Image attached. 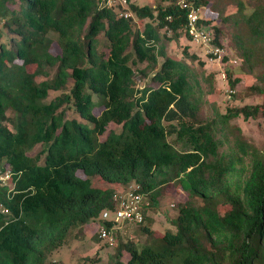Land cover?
<instances>
[{
    "label": "trees",
    "instance_id": "trees-1",
    "mask_svg": "<svg viewBox=\"0 0 264 264\" xmlns=\"http://www.w3.org/2000/svg\"><path fill=\"white\" fill-rule=\"evenodd\" d=\"M232 1L222 22L240 72L254 74L264 67V0ZM207 4L130 2L124 15L108 0H0V168L13 174V188H0L12 212L0 210V264H47L74 229L113 225L101 214L117 189L138 185L145 215L173 182L188 195L175 229L120 242L110 264H264V149L229 123L264 119V102L205 116L193 69L168 47L192 40L188 12ZM197 25L223 47L221 25L203 16Z\"/></svg>",
    "mask_w": 264,
    "mask_h": 264
},
{
    "label": "rangeland",
    "instance_id": "rangeland-1",
    "mask_svg": "<svg viewBox=\"0 0 264 264\" xmlns=\"http://www.w3.org/2000/svg\"><path fill=\"white\" fill-rule=\"evenodd\" d=\"M169 0H130L121 4L122 12H130V2L152 5ZM114 3V2H113ZM117 3V2H115ZM236 5L232 0H208L207 5H202L199 16L209 19L213 25H221L224 33L221 36L223 50L220 56L210 57L205 44L197 43L189 37L182 35L178 41L169 43L170 52L188 65L195 73L196 86H193L195 103L200 106L205 116L225 113L228 109L233 111L246 104H259L264 102V84L258 77L264 75V67L257 68L254 74L240 72L242 60L237 55L232 40V29L222 22V14H233ZM188 48L189 54L194 52L195 58H191L184 50ZM227 57V60L224 59ZM231 68L233 78L238 76L240 81L235 87H231L228 81L226 68ZM263 87V91L252 90L251 86ZM56 93H52L53 97ZM97 113L98 109L95 110ZM80 117L77 114H74ZM230 124L238 126L246 139L258 149H264V119L263 117H250L245 119L244 114L231 117ZM112 126V125H111ZM39 147L32 152L36 153ZM95 184L106 185V182L98 175L92 176ZM187 193L178 182H173L161 190L157 203L146 210L143 223L114 222L116 241L114 244L105 243L98 237L101 223L92 221L87 225L74 229L71 236L54 250L48 257L47 264H110V258L116 251L120 242L134 241L138 246L145 242H156L167 229H175V219L178 214V205L186 201ZM148 201V200H147ZM147 226L149 231H144ZM126 254V255H125ZM124 260L127 253H124Z\"/></svg>",
    "mask_w": 264,
    "mask_h": 264
},
{
    "label": "built area",
    "instance_id": "built-area-1",
    "mask_svg": "<svg viewBox=\"0 0 264 264\" xmlns=\"http://www.w3.org/2000/svg\"><path fill=\"white\" fill-rule=\"evenodd\" d=\"M109 3L120 2L126 3L127 0H108ZM183 3V0H181ZM200 9L191 8L188 12V33L192 40L200 44H205L208 48V53L214 56H220L223 47L213 46L211 44L213 32L209 27H199L197 22L201 16L198 15ZM129 12H124L128 15ZM13 174L10 168H0V188H13L12 182ZM146 195L139 190L138 185H133L128 188H119L115 191L112 201V208L106 209L101 214V219L111 222L127 221L134 223H143L145 215L143 207L147 204ZM0 210L4 214H12V212L5 206L0 205ZM98 237L105 243L114 244L116 241L115 231L113 225L107 226L102 224L98 230Z\"/></svg>",
    "mask_w": 264,
    "mask_h": 264
}]
</instances>
